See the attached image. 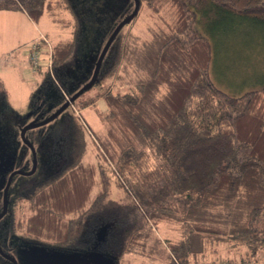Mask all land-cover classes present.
<instances>
[{
	"label": "trees",
	"instance_id": "trees-1",
	"mask_svg": "<svg viewBox=\"0 0 264 264\" xmlns=\"http://www.w3.org/2000/svg\"><path fill=\"white\" fill-rule=\"evenodd\" d=\"M143 1L156 13L158 8L151 5L155 1H160L158 6L168 4L172 8L174 25L168 24L165 29L169 32H162L169 36L162 39L152 57L146 52L134 56L133 48L124 44L123 25L109 45L93 84L97 86L100 78L113 76L121 60L124 65L136 63L145 73L146 82L115 93L110 89L101 96L108 112L101 119L106 136L100 147L117 168L116 174L109 169V175L123 178L127 190L123 181L118 180L122 191L126 194L131 191V199L143 207L139 214L141 220L135 221L137 214L131 220L121 204L110 197L107 199L111 181L97 163L94 166L84 159L86 152H90L86 141L89 133L76 112L90 104L91 97L81 100V96L91 86L53 119L69 112L64 141L58 146L54 144L55 150L51 152L50 163L59 164V168L25 188L13 186L24 174L12 176L5 198L6 209L0 217V243H12L14 238L18 239L16 232L23 231L35 240L32 241L35 246H46L45 250L52 247L73 254L92 251L105 255L112 264H119L122 254L138 248L139 238L146 242L151 237L152 230L139 231L140 221L149 229L175 221L185 224L187 239L194 235L237 243L241 254L235 258L237 264H264V230L242 224L238 216L241 210L247 209L249 224L264 216V83L239 96L216 87L209 75L212 45L194 28L196 12L202 13L207 8L213 13L222 11L234 25L264 23V0ZM127 2L130 6L121 15L106 6L97 16L90 17L84 27L70 0H0V11L21 10L34 22L44 14L55 19L58 11H67L74 21L72 39L61 40L51 49L50 42L42 36L43 53H52L54 76H45L40 86L45 92H38L33 106V112H49L40 121L90 81L106 41L134 9V0ZM77 48L88 53L85 63L88 76L79 85L66 71V62ZM110 57L113 59L106 65ZM50 87L59 92L57 105ZM162 88L164 93L160 91ZM49 124L27 130L25 141L33 148L43 145L46 149L44 140L50 134L46 128ZM22 127L18 128L17 141L28 150V156L23 159L17 152L11 161L17 168L3 172L0 214L8 176L14 171H31V151L19 134ZM99 136L93 133L89 137L92 148ZM149 151L155 166L149 169L140 166L141 171L133 181L129 175L141 161L144 166L143 155H149ZM99 156H102L100 152ZM94 190L97 194L93 197ZM21 207L23 218H20ZM134 209L135 206L131 210ZM155 240V244L161 242L159 238ZM165 243L170 250V256H166L170 257V264H175L174 260L189 264V244L182 242L176 246L167 239ZM229 259L226 258L227 262H231Z\"/></svg>",
	"mask_w": 264,
	"mask_h": 264
},
{
	"label": "rangeland",
	"instance_id": "rangeland-1",
	"mask_svg": "<svg viewBox=\"0 0 264 264\" xmlns=\"http://www.w3.org/2000/svg\"><path fill=\"white\" fill-rule=\"evenodd\" d=\"M127 1L70 0V3L76 9V16L83 20L85 27L90 21L89 18L97 16L106 6L111 7L113 13L121 15L124 8L127 5L130 6ZM159 3L160 1H155L151 4L152 7L158 8L157 10L159 11L156 13L153 11V8L147 6L145 1L140 0L137 13L127 23L123 24L125 27L121 33L124 37L123 41L125 39L124 44L127 47L133 48L134 56L137 53L144 54L146 52L147 56L152 57L156 54L155 52L160 47V44L163 43L162 39L165 36H169V33L168 35L164 34L169 32V29L167 31L165 26L168 24L170 26L174 25L173 10L168 4L158 6ZM221 12L216 10L213 13L211 8H207L202 12L203 14L201 11H197L194 28L200 35L206 37L212 45L213 59L209 68L212 82L225 93L239 96L245 91L259 88L264 83V23L254 21L252 25L249 23L234 25L231 22L232 20H228ZM14 13L13 21L9 24L10 20L3 18V15L7 13L0 11V190L4 184L2 180L4 173L17 168V164L12 165L11 163L14 154L19 152L23 159L28 156V150L17 141L18 128L40 122L43 117L49 114L48 110L45 113L41 111L33 112L32 110L37 99L36 97L39 96L38 92H45V89H40L41 82L45 76H54V71H48L49 66H47L45 61L44 64L46 65L43 64L40 68L43 71L41 73L33 71L31 66H27V63L29 65V61L26 52L29 49H26V47L34 42H38L39 46H41L42 40L39 41V37L37 39L34 38L39 33H44L45 36H42L50 42L51 49L52 45L61 40L72 39L75 28L73 26L74 21L67 11H58L55 14V19L44 14L37 22L32 21L21 10L14 11ZM204 13L212 15L206 17ZM85 16H88V18ZM127 17H124L122 21ZM31 22L35 27L31 25ZM162 32L164 33L162 34ZM228 32H231L235 36L227 35ZM91 56H94V53ZM87 57L88 53L83 48H77L66 62V71L73 76L74 82L78 85L88 76L85 64ZM112 59L110 57L106 61V65H109ZM123 63L124 61L122 60L118 62L117 70L113 76L100 78L97 86H93V83L91 89L88 88L89 90L82 94L81 100L91 97V100H89L90 104L86 108L76 112V114L79 115L78 119L80 123L83 124L87 133H89L86 141L87 151L90 148V152H86L84 159L86 162H93L94 166L97 163L106 174V178L108 176L109 182L111 181V190L107 195V199L110 197L121 204L123 211L129 214L131 220L137 214L135 217V221H137V219L141 220L139 214L143 207L136 200L131 199L133 195L129 189L128 194L122 191V186H119L121 183L118 180L123 181L124 189H126L125 186L127 184L122 180L123 178L120 179L118 175H114L113 177L109 175V169L114 172L117 168L109 160L108 154L102 152L103 150L100 147V142H103L106 136L104 122L101 119L108 112V109L105 108L101 100V96L107 91L109 93L110 89L115 93L116 90H120L121 88L122 91L127 86L146 82L145 73L138 68L136 63L126 62L125 65ZM107 69H110V66ZM47 71L48 74H46ZM141 78H143L142 81ZM50 86L52 85L50 84ZM50 89L51 96H53V99L57 102L55 105H57L59 92L55 91L53 87H50ZM160 91L164 93V88L160 89ZM30 112L31 114H29ZM68 115L69 112L67 111L66 114L60 116L55 121H50V124L46 127L47 131H50V134L47 133L48 137L44 140V144L47 145L46 149L43 148V145L41 148H35L39 152V164L36 172L30 175H23V178L17 179L13 184L15 189L19 185L25 188V186L39 181L42 177L59 168V164L50 163L52 160L51 152L53 148L55 150L54 144L58 146L64 141L63 136H65L67 130ZM93 133H98L100 136L99 138L96 137L97 141H93L94 147L92 148L89 137L92 138ZM99 152L102 155L101 157L99 156ZM148 153L149 155H143L144 166L141 161V164L136 165L132 174L129 175V178H132L133 181H136L135 177L140 173L141 167L149 169L155 166V159L150 155V151ZM115 160L117 159L115 158ZM9 165L11 166L10 168H8ZM100 192H102V186ZM92 194L94 197L97 194V190H94ZM134 206L136 210L132 211L131 209ZM21 208L20 218H23L25 216L24 209L23 207ZM247 213V209L240 211L238 216L241 223L252 229L263 231L264 216L260 217L258 221L256 220L249 224L246 222L248 219ZM149 223L151 224V222ZM138 225H140V232H143L145 229L152 230L150 233L151 237L146 242L142 238H139L138 248L134 252L131 250V253L126 251L122 254V257L118 261L119 264H170V257L169 259L166 257L167 254L170 256V250L165 243L166 239L176 246H181L182 242L183 244H189L187 246L190 249L187 256L189 264H237L238 259L235 260V258L241 255L237 243L212 241L214 238L194 235L188 236L189 239H187V233L183 230L185 224L181 222L166 221L160 223L157 228L152 229H149L144 221H140ZM151 227L153 226L151 225ZM105 228L100 231L101 234ZM16 233L18 239H13V245L18 247V250L15 251L16 254L14 253L15 256L18 255L15 264H112L105 255L92 251L73 254L63 252L62 250H55L52 247H48L50 250H45L46 246L38 243V246H35L32 242L35 240L25 235L23 231H17ZM155 238H159L161 242L155 244ZM38 242L45 244V242ZM48 245L51 246L49 243ZM179 249L183 250V248ZM191 251L196 252V254H193ZM230 255L232 258L229 257ZM226 258H231L229 259L231 262H227ZM194 259L197 262H194ZM174 263L179 264V260H174Z\"/></svg>",
	"mask_w": 264,
	"mask_h": 264
},
{
	"label": "water",
	"instance_id": "water-1",
	"mask_svg": "<svg viewBox=\"0 0 264 264\" xmlns=\"http://www.w3.org/2000/svg\"><path fill=\"white\" fill-rule=\"evenodd\" d=\"M138 8H139V0H134V9H133L132 13L127 18H125L122 22H120L118 24V26L114 29V31L112 32V34L110 35V37L106 41V43H105V45H104V47H103V49H102V51L98 57V60H97V63H96V66H95V69L93 71V75H92L90 81L86 85H84L77 93H75L69 100H67L60 108H58L53 114H51L48 118H46L40 122L34 123V124L25 125L24 127L21 128V130H20L21 139L30 148L31 153H32V157H33V164L34 165L32 167V170L29 172L14 171L8 176L6 185L3 189V210H2V213L0 214V217L4 214L5 209H6L5 198H6V193H7L8 187L10 185L12 176L14 174L30 175L36 169L35 150L31 144H29L27 141H25L24 133L29 129L40 127L42 125L49 123L53 119H55L72 101H74V99H76L83 91L87 90L88 88H90L92 86V84L95 82V80L97 78L99 67L101 65L102 59H103L109 45L111 44L113 38L115 37V35L119 31V29L123 26V24L127 23L137 13ZM14 264H15V262H14Z\"/></svg>",
	"mask_w": 264,
	"mask_h": 264
},
{
	"label": "built area",
	"instance_id": "built-area-1",
	"mask_svg": "<svg viewBox=\"0 0 264 264\" xmlns=\"http://www.w3.org/2000/svg\"><path fill=\"white\" fill-rule=\"evenodd\" d=\"M43 37L41 36L39 41H41ZM43 44V40L41 41ZM26 49H29L26 54L29 61V64L33 71L40 70V68L43 66L44 61L47 63V66H49L48 71H52V53L51 51L43 53V45L39 46L38 42H34L31 45L27 46ZM46 65V64H44Z\"/></svg>",
	"mask_w": 264,
	"mask_h": 264
},
{
	"label": "flooded vegetation",
	"instance_id": "flooded-vegetation-1",
	"mask_svg": "<svg viewBox=\"0 0 264 264\" xmlns=\"http://www.w3.org/2000/svg\"><path fill=\"white\" fill-rule=\"evenodd\" d=\"M69 99L70 98H68L67 100H69ZM34 150H35V160H36V169L34 172H36V170L38 168V164H39V160H38L39 152L35 148H34ZM31 156H32V153H31ZM33 165L34 164H33V157H32L31 170H32ZM2 210H3V205H2ZM12 250H14V251H12ZM17 250H18V247L13 245V241H12V243H11V241L0 243V264H14V262H16V259L18 258V255H16V256L14 255V253L16 254L15 251H17Z\"/></svg>",
	"mask_w": 264,
	"mask_h": 264
},
{
	"label": "crops",
	"instance_id": "crops-1",
	"mask_svg": "<svg viewBox=\"0 0 264 264\" xmlns=\"http://www.w3.org/2000/svg\"><path fill=\"white\" fill-rule=\"evenodd\" d=\"M7 13V14H5V15H3V18H5V20H7V19H9L10 20V22H8L9 24L10 23H12V18L14 17V11H3V13ZM16 13H18V12H16ZM28 18V17H27ZM29 19V18H28ZM31 25L32 26H34L33 24H32V22H31ZM35 27V26H34ZM42 35H45L44 33H39L38 34V36L37 37H35L34 39H37L38 37H40V36H42ZM27 66H30V64L28 65V63H27ZM32 69V68H31ZM31 73V72H30ZM36 74V73H35Z\"/></svg>",
	"mask_w": 264,
	"mask_h": 264
}]
</instances>
